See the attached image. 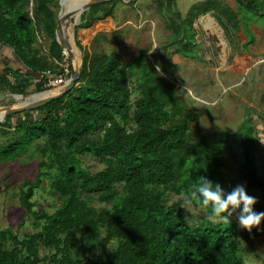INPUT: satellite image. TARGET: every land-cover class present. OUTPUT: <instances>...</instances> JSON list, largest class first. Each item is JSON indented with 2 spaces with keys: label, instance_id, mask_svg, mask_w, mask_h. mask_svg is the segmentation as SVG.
Masks as SVG:
<instances>
[{
  "label": "trees",
  "instance_id": "1",
  "mask_svg": "<svg viewBox=\"0 0 264 264\" xmlns=\"http://www.w3.org/2000/svg\"><path fill=\"white\" fill-rule=\"evenodd\" d=\"M235 1L237 9L233 10L204 0L183 18L173 10L175 0H157L173 32L171 40L187 55L198 47L194 19L211 10L233 27L243 26L253 37L250 15L264 16V0ZM117 3L110 0L91 7L83 13L79 27L112 20ZM55 4L57 0H0V43L12 49L28 69L23 72L6 63L0 71V85L25 94L30 78H36L40 92L46 89V74H66L61 66L64 50L56 39ZM41 34L49 40L44 53L38 43ZM77 45L83 49L80 41ZM162 56L165 63L157 60L154 64L147 51L140 50L124 63L104 50H84L76 85L38 106L41 115L37 119H18L14 130L23 132L25 143L45 139L43 149L50 162L41 166L58 168L52 189L64 201L53 213L35 210L32 197L42 183L41 172L35 180H25L21 204L27 214L42 221V227L23 237L11 227L1 229L0 264H244L241 238L250 240L253 230L242 233L227 212L216 218L227 216L228 223L205 220L193 226L179 209L181 201H169L172 192L185 195L213 216L211 205L197 203L191 193L202 176L224 189L225 156L233 152L235 136L240 138L244 157L240 177L249 187L264 191L257 162V129L246 114L235 133L205 132L199 125L192 131L194 112L179 95L176 83L157 72L158 64L168 74L174 67L170 56L165 52ZM259 113L264 121V113ZM15 115L10 114L8 121ZM6 127L12 126L0 124V129ZM21 148L23 142L7 146L0 151L1 157H12ZM87 154L105 162L106 168L92 172L84 167L81 157ZM96 199L109 207L99 210L91 205ZM101 229L104 235L95 260L89 262L91 247L85 244L80 254H72L78 236L85 241L100 235ZM42 249L49 253L42 256Z\"/></svg>",
  "mask_w": 264,
  "mask_h": 264
},
{
  "label": "rangeland",
  "instance_id": "2",
  "mask_svg": "<svg viewBox=\"0 0 264 264\" xmlns=\"http://www.w3.org/2000/svg\"><path fill=\"white\" fill-rule=\"evenodd\" d=\"M204 0H175L173 10L179 11L183 18L196 4ZM223 8L237 9L235 0H215ZM61 0L53 6L58 15L62 12ZM261 11V10H260ZM84 13V12H83ZM79 18L71 17L72 26L68 33L72 34L73 41L79 51L80 63L83 62L84 50L94 52L104 50L116 54L122 62L126 63L140 50H146L154 64L157 60L164 64L163 52L171 57L174 67L170 73L161 70L167 79L173 80L177 85L179 95L194 112L191 117V130L196 131L199 125L205 132H220L227 130L235 133L246 118L252 117L257 129L260 149L257 153V162L261 175L264 178V121L260 113H264L262 93L264 90V16L251 14L254 20L250 24L253 32L251 37L243 26L233 27L226 19L220 20V14L211 10L198 15L193 21L195 29L194 39L198 47L192 49L187 55L177 50L178 45L171 40L173 32L167 28L166 15L161 13L157 0H118L114 9L112 20H103L102 25L90 28L79 27L82 15ZM210 22V23H209ZM74 23V24H73ZM209 25V26H208ZM226 25V26H225ZM101 36L107 40L100 39ZM188 39L190 35L186 36ZM248 48L244 44L248 42ZM80 41L83 49L77 42ZM190 42L194 43L190 40ZM39 46L46 52L49 40L41 34L38 37ZM154 50L152 52H149ZM65 60L61 66L65 69L68 81L75 67L73 59L68 57L64 49ZM61 75V74H60ZM59 75L48 73L46 87L43 91H60L64 87L55 85L54 80ZM45 81V80H44ZM38 80L30 78V85L25 94L15 93L6 85H0V107H11L20 101H25L38 93ZM37 106L12 112L18 115L8 121L7 115L4 123L9 122L12 127L0 129V151L13 146L16 142H23V148L12 157L3 159L0 153V230L11 227L23 237L25 234L39 231L42 221L27 214L21 204V186L27 179L35 180L41 172L42 183L35 189L32 201L37 211L53 213L64 201V198L52 189V181L58 175V168H50L42 163H49V155L44 152V138H38L31 143H25L23 132L14 130L19 118L22 120H35L41 112ZM243 151L240 138L234 137L233 152L225 156L223 167L224 190L230 192L235 186L243 185L250 196L257 198L253 206L254 211H264V191L249 187L240 177L239 167L243 162ZM82 165L92 172L106 168L107 164L91 154L82 155ZM169 204L181 201L180 211L187 221L195 226L205 220L217 223L224 219L207 214L203 207H195L185 195L170 193ZM99 210L107 209L108 203L93 200ZM239 213L232 215V222L242 233L248 230L239 227ZM211 217V218H210ZM250 240L241 238L240 253L244 264H264V220L258 227H254ZM101 234L89 236L85 241L78 236L72 245V254H80L83 244L91 247L88 253L90 261L95 260L101 249ZM113 245L112 247H114ZM49 253L42 249L41 255ZM92 264V263H91Z\"/></svg>",
  "mask_w": 264,
  "mask_h": 264
},
{
  "label": "clouds",
  "instance_id": "3",
  "mask_svg": "<svg viewBox=\"0 0 264 264\" xmlns=\"http://www.w3.org/2000/svg\"><path fill=\"white\" fill-rule=\"evenodd\" d=\"M151 50L149 52H152ZM161 68L157 65V72ZM264 143V141H261ZM197 192L199 196H197ZM192 198L204 207L211 205L213 216L220 217L222 213L227 212L228 216L239 213V227L252 231L258 227L264 220V211H254L253 206L258 202L257 198L250 196L243 185L235 186L230 192H225L219 183H214L207 177L202 176L197 184L196 191L191 193ZM211 218V217H210ZM224 222L228 223V217H224Z\"/></svg>",
  "mask_w": 264,
  "mask_h": 264
},
{
  "label": "bare ground",
  "instance_id": "4",
  "mask_svg": "<svg viewBox=\"0 0 264 264\" xmlns=\"http://www.w3.org/2000/svg\"><path fill=\"white\" fill-rule=\"evenodd\" d=\"M90 1L91 0H61L60 2L62 5V14L64 15L63 17L64 20H62V26H63L62 36H63V41L65 43L64 49L66 53H68V55L72 57L74 65H75V69L78 68L80 64V56H79V51L74 44L72 34L68 33V29H69L68 27L70 25L72 26L71 17L75 16L76 18H79L81 14L83 13L84 7ZM67 15H71V16L67 17ZM53 93L54 91H47L41 94H34L31 97H29L27 100L20 101L18 104L14 105L12 108L23 107V106H34L42 102V100H44L46 97H48L49 95ZM10 108L11 107L9 108L0 107V119H2L3 114L6 113Z\"/></svg>",
  "mask_w": 264,
  "mask_h": 264
},
{
  "label": "water",
  "instance_id": "5",
  "mask_svg": "<svg viewBox=\"0 0 264 264\" xmlns=\"http://www.w3.org/2000/svg\"><path fill=\"white\" fill-rule=\"evenodd\" d=\"M106 1H110V0H91L84 7L83 12L88 11L91 7H93V6L97 5V4H100V3H104ZM70 16L71 15H67V17H70ZM63 17H64V15L62 14V12H60L59 15H58V24H57V28H56V39H57L58 43L61 45V47L64 50L65 43L63 41V36H62V31H63L62 20H64ZM74 44H75V42H74ZM75 46H76V44H75ZM68 57L70 59H72L71 56L68 55ZM81 66H82V63L79 64L78 68L75 69V67H74V70L72 72L71 77L69 78L67 83L64 85L62 90L55 91L53 94L49 95L44 100H42V102H40V103H38V104H36L34 106H23V107H16V108H12L13 106H11V108L6 113L3 114L2 119H0V124H4L7 115L12 113V112L21 111V110L32 108V107H35V106H37V107L41 106V105L46 104V103H48V102H50V101H52L54 99L59 98L63 94L69 92L76 85V83H77V81H78V79L80 77ZM44 92H46V91H40V92H38L36 94H41V93H44Z\"/></svg>",
  "mask_w": 264,
  "mask_h": 264
},
{
  "label": "crops",
  "instance_id": "6",
  "mask_svg": "<svg viewBox=\"0 0 264 264\" xmlns=\"http://www.w3.org/2000/svg\"><path fill=\"white\" fill-rule=\"evenodd\" d=\"M9 63L16 69H21V71H27L26 66L15 56L12 49L2 45L0 43V71L5 68V64Z\"/></svg>",
  "mask_w": 264,
  "mask_h": 264
},
{
  "label": "built area",
  "instance_id": "7",
  "mask_svg": "<svg viewBox=\"0 0 264 264\" xmlns=\"http://www.w3.org/2000/svg\"><path fill=\"white\" fill-rule=\"evenodd\" d=\"M54 83H55V85H58V86L66 84L67 83L66 74H61L58 76V78L56 77L54 80Z\"/></svg>",
  "mask_w": 264,
  "mask_h": 264
}]
</instances>
